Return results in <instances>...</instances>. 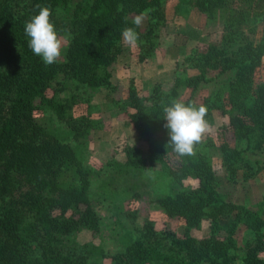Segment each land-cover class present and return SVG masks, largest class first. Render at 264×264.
<instances>
[{
  "label": "trees",
  "instance_id": "obj_1",
  "mask_svg": "<svg viewBox=\"0 0 264 264\" xmlns=\"http://www.w3.org/2000/svg\"><path fill=\"white\" fill-rule=\"evenodd\" d=\"M192 1L176 0L175 9ZM229 1L231 12L221 40L194 46L167 86L157 82L149 94L141 95L133 80L128 85L123 106L132 110L126 123L147 142L148 156L143 158L139 145L124 138L119 142L123 158L115 166L132 180L134 200L147 194L134 180L138 169L169 154L178 156L164 127L163 106L181 100L186 90L189 94L182 101L192 103L199 85L212 78L211 70L234 69L236 74L223 96L203 99L207 116L216 109L226 117L222 128L246 138L257 133L264 140V83L255 81L264 66V38L255 43L240 29L247 18L252 22L259 16L263 9L254 6H263L264 0H194V4L199 10H212ZM166 2L80 0L71 5L69 0H0V264H107V260L108 264H264V210L226 200L216 190L212 157L198 155L203 147H213L222 162L232 166L242 150L208 136L195 146L197 157L185 156L190 164L178 177L189 175L196 184L150 199L166 219L183 223L182 233L158 229L144 217L125 232L121 248L112 253L101 243L78 240L82 230L96 234L101 226L90 197L93 167L80 149L90 130L103 127L101 119L89 112L76 114V106L90 103L91 97L78 90L113 86L109 67L121 54L122 29L133 26L131 14L146 15V27L136 29L137 55L139 61L151 57L167 27ZM37 5L51 8L58 35L67 36L64 58L52 65L46 66L32 53L24 34V23L38 13ZM62 79L73 81L75 91L60 97L69 89ZM46 111L62 127L45 122ZM226 216L230 221L224 226L221 220ZM203 220L208 222V234L191 235L189 230L200 229ZM240 225L252 229V236L237 263L235 234Z\"/></svg>",
  "mask_w": 264,
  "mask_h": 264
},
{
  "label": "rangeland",
  "instance_id": "obj_2",
  "mask_svg": "<svg viewBox=\"0 0 264 264\" xmlns=\"http://www.w3.org/2000/svg\"><path fill=\"white\" fill-rule=\"evenodd\" d=\"M71 5L80 0H69ZM258 1V0H256ZM255 1V2H256ZM165 5V15L167 27L160 37L159 46L156 52L145 62L138 60V47H129L122 40V51L116 64L109 67L112 77V87H100L96 90H78L85 96L90 93V103H80L76 106V114L89 112L91 116L99 118L103 127L92 129L82 145V153L87 159V163L93 167L91 176L90 197L101 216V226L98 233L93 234L88 230H82L78 234L80 242H88L104 246L107 252H114L121 248V240L127 230L133 225H138L142 218L147 217L153 220L155 227L160 229L169 227L179 233L184 231L183 223L177 220L166 219L162 212L155 207L150 200L157 196L173 194L183 186H192L196 180L191 176H186L179 180L180 174L187 169L185 156L169 154L163 159L154 160L147 167L138 169L137 184L147 192L138 200L130 198L133 185L132 180H128L126 175L116 170L115 161H122L123 155L119 150V142L126 138L130 142L139 145L143 158L148 156L147 142L140 138L134 128L126 123L128 112L132 109L124 107L123 101L127 94L128 85L133 80L139 94L147 95L152 87L161 80L162 85L167 86L172 79V69L181 71L184 67L182 60L190 54L194 46L205 43V41L219 42L230 12L231 1L223 6L214 7L212 10H199L194 4V0L186 6L175 9L176 0H167ZM254 6L255 10H262L259 16L240 26L243 34L255 42H260L264 38V2ZM244 8H248L244 3ZM139 14V13H138ZM138 14H131L134 18ZM147 19L141 28L146 27ZM199 35L196 39L193 36ZM62 44V55L67 45V36L59 35ZM264 63V55H263ZM129 64L136 68V74H131ZM125 65L126 69H125ZM219 69L211 70L210 80L202 82L193 93V102L198 106L203 104L205 97L217 99L223 96L229 89L230 83L235 79V70H227L219 73ZM68 86L59 96L69 95L74 82L62 79ZM256 84L264 83V66L259 69L255 77ZM52 94V90L49 91ZM189 91L181 94V100L187 98ZM49 111H46L43 120L48 124H57ZM208 121V128L203 137L208 136L219 142H224L231 147L242 150L239 158L232 166L223 163L218 149L213 147H203L200 153H206L212 157L216 170V190L220 192L228 201L242 204L251 210H264V140L255 134L248 138L241 137L222 128L226 122V117L213 109L205 118ZM72 142L77 146L76 142ZM79 147V146H78ZM196 156V155H195ZM194 157V155H192ZM197 157V156H196ZM187 162V163H186ZM133 180V181H134ZM131 184V185H130ZM129 198V199H128ZM135 212L134 216L128 212ZM230 221V217L222 218L224 226ZM132 231V229H131ZM190 234L196 237L207 235L209 232L208 222L203 220L200 229H190ZM236 240L239 246V256L236 262H240L242 247L246 240L252 236V229L247 225H240L236 230ZM108 264L109 261L107 260Z\"/></svg>",
  "mask_w": 264,
  "mask_h": 264
},
{
  "label": "clouds",
  "instance_id": "obj_3",
  "mask_svg": "<svg viewBox=\"0 0 264 264\" xmlns=\"http://www.w3.org/2000/svg\"><path fill=\"white\" fill-rule=\"evenodd\" d=\"M39 11L24 23V34L28 38V47L42 62L52 65L60 59L63 44L51 20L52 10L48 6L37 5ZM144 13L136 15L131 24L121 31L122 42L135 47L139 41L138 29L144 22ZM208 108L204 104L185 103L174 99L163 106L164 127L168 129L169 143L179 156L195 155V146L202 141L208 128L205 119Z\"/></svg>",
  "mask_w": 264,
  "mask_h": 264
},
{
  "label": "crops",
  "instance_id": "obj_4",
  "mask_svg": "<svg viewBox=\"0 0 264 264\" xmlns=\"http://www.w3.org/2000/svg\"><path fill=\"white\" fill-rule=\"evenodd\" d=\"M118 57H120V56H118ZM117 61H118V59H117ZM117 61L114 64H116ZM145 61H148V60L146 59V60L141 61V62H145ZM126 66L127 65H125V69H126ZM129 71L131 72V74H136V68H135V66L133 64H129ZM172 72L173 73H172L171 77H173L175 75V69H172ZM157 82H161V80H157Z\"/></svg>",
  "mask_w": 264,
  "mask_h": 264
},
{
  "label": "built area",
  "instance_id": "obj_5",
  "mask_svg": "<svg viewBox=\"0 0 264 264\" xmlns=\"http://www.w3.org/2000/svg\"><path fill=\"white\" fill-rule=\"evenodd\" d=\"M118 56H120V54Z\"/></svg>",
  "mask_w": 264,
  "mask_h": 264
}]
</instances>
